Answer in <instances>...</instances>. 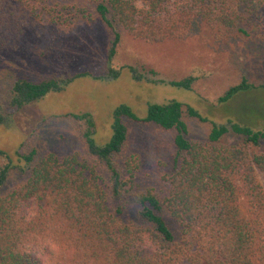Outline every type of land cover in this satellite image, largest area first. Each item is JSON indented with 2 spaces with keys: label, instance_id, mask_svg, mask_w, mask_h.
<instances>
[{
  "label": "trees",
  "instance_id": "1",
  "mask_svg": "<svg viewBox=\"0 0 264 264\" xmlns=\"http://www.w3.org/2000/svg\"><path fill=\"white\" fill-rule=\"evenodd\" d=\"M87 1L112 34L104 73L17 79L8 94L11 108L59 93L76 79H118L123 68H114L112 61L122 32L156 43L179 38L199 23L216 38L231 33L264 40V0ZM91 19L85 8L61 0H0V49H16L27 33L46 37ZM124 68L135 81L183 90L195 81L191 76L165 81L154 71ZM252 90L264 92V86L242 78L217 101ZM185 115L207 121L176 100L149 103L142 118L121 104L112 111L109 139L99 145L91 115L68 114L86 124L88 159L40 156L31 148L16 152L17 167L0 150V159L7 161L0 167V264H264V188L257 179L264 173V131L211 122L206 140L192 142L186 138ZM124 119L175 132L171 167L160 174L166 192L137 190L139 160L122 155L129 135ZM10 123L11 115L0 107V125ZM228 134L240 136L242 143H220ZM14 169L25 179L5 189ZM129 197L131 212L125 207Z\"/></svg>",
  "mask_w": 264,
  "mask_h": 264
},
{
  "label": "rangeland",
  "instance_id": "2",
  "mask_svg": "<svg viewBox=\"0 0 264 264\" xmlns=\"http://www.w3.org/2000/svg\"><path fill=\"white\" fill-rule=\"evenodd\" d=\"M61 1L85 8L92 19L46 37L27 33L16 49H0V107L11 115L9 126L0 125V150L9 156L13 166L21 165L16 152L25 153L31 148H35L40 156L53 153L62 158L75 154L78 158L88 159L82 136L86 124L67 115L89 113L94 122L93 138L102 145L111 135L112 111L121 104L128 105L140 118L145 116L149 103L176 100L193 107L207 121L184 116L188 129L186 138L192 142L206 140L211 122L232 121L249 125L255 131H264V92L252 90L225 103L217 101L242 78L255 86H264V40L231 33L216 38L199 23L189 26L179 38L156 43L122 32L112 61L114 68H123L118 79L110 82L76 79L63 91L14 110L7 101L9 90L17 79L37 82L85 71L96 75L105 71L112 41L110 30L87 0ZM128 66L140 71H154L156 78L165 81H178L189 76L195 81L190 90L135 81L124 68ZM124 120L129 135L122 155H135L139 160L134 172L137 190L166 192L167 186L160 174L171 167L175 132ZM220 143L237 145L242 143V138L228 134ZM261 145L264 148V139ZM6 162L0 159V167ZM24 179L25 174L18 169L11 170L5 189H11ZM257 179L264 188V173L258 172ZM132 199L128 198L125 207H131ZM128 210L131 212V208Z\"/></svg>",
  "mask_w": 264,
  "mask_h": 264
}]
</instances>
